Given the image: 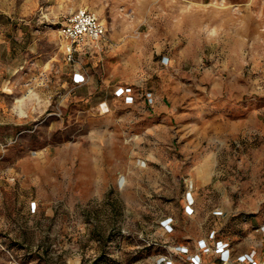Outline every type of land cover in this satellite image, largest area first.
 I'll list each match as a JSON object with an SVG mask.
<instances>
[{"label":"rangeland","instance_id":"obj_1","mask_svg":"<svg viewBox=\"0 0 264 264\" xmlns=\"http://www.w3.org/2000/svg\"><path fill=\"white\" fill-rule=\"evenodd\" d=\"M263 226L264 0H0V264H264Z\"/></svg>","mask_w":264,"mask_h":264},{"label":"built area","instance_id":"obj_2","mask_svg":"<svg viewBox=\"0 0 264 264\" xmlns=\"http://www.w3.org/2000/svg\"><path fill=\"white\" fill-rule=\"evenodd\" d=\"M61 37L67 41L65 55L68 62H74L76 56H90L92 54L102 50L103 43L106 40L107 29L104 23H102L95 14L87 10H78L71 14L59 29ZM84 78L80 74H75L74 82L81 83ZM131 89L118 88L116 90V96L124 98L126 103H132L133 99L129 95ZM190 209L189 206H187ZM167 227V222L164 223ZM264 242V226L261 229ZM213 239V238H211ZM215 251L220 255V264H229V251L227 245L218 242L215 246ZM190 264H199L195 260H192ZM231 264V263H230ZM232 264H257L254 261V257L251 254L242 255Z\"/></svg>","mask_w":264,"mask_h":264},{"label":"bare ground","instance_id":"obj_3","mask_svg":"<svg viewBox=\"0 0 264 264\" xmlns=\"http://www.w3.org/2000/svg\"><path fill=\"white\" fill-rule=\"evenodd\" d=\"M31 94H32V92H29V94L26 95V96H24V98H23L22 100L28 98ZM106 111H108V110H105V112H106ZM60 156H61V154H60ZM41 165H42V164H40L39 162H35V164H33L34 169H35L34 171L39 172V171L43 168Z\"/></svg>","mask_w":264,"mask_h":264}]
</instances>
